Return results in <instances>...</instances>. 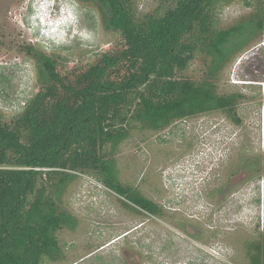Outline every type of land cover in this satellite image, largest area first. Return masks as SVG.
<instances>
[{"label":"rangeland","instance_id":"374dc122","mask_svg":"<svg viewBox=\"0 0 264 264\" xmlns=\"http://www.w3.org/2000/svg\"><path fill=\"white\" fill-rule=\"evenodd\" d=\"M171 0H134L138 16ZM262 0H232L221 27L248 20ZM31 51H28V49ZM125 48L99 9L78 0H0V112L7 123L39 90L36 53L57 59L74 80L106 53ZM197 54L179 77L202 80ZM220 94L239 93L236 116L195 114L159 130L134 128L115 153L120 179L160 214L128 209L96 176L81 174L63 197L78 220L58 232L61 258L45 264H251L264 235V31L216 77Z\"/></svg>","mask_w":264,"mask_h":264},{"label":"trees","instance_id":"16d2710c","mask_svg":"<svg viewBox=\"0 0 264 264\" xmlns=\"http://www.w3.org/2000/svg\"><path fill=\"white\" fill-rule=\"evenodd\" d=\"M93 3L107 31L125 48L106 53L74 80L57 59L36 53L39 90L11 123L0 112V264H45L61 258L58 232L77 218L63 207L69 186L91 174L130 210L159 206L120 179L115 153L134 128L159 130L186 117L222 110L236 121L239 93L218 92L216 77L264 31V0L248 20L221 27L232 0H171L138 16L134 0ZM28 51H31L29 48ZM197 54L209 57L202 80L179 77ZM251 264H264V235L251 244Z\"/></svg>","mask_w":264,"mask_h":264},{"label":"flooded vegetation","instance_id":"af4514ba","mask_svg":"<svg viewBox=\"0 0 264 264\" xmlns=\"http://www.w3.org/2000/svg\"><path fill=\"white\" fill-rule=\"evenodd\" d=\"M122 197V196H121ZM142 211H145V212H148V211H146L145 209H143V208H140Z\"/></svg>","mask_w":264,"mask_h":264}]
</instances>
